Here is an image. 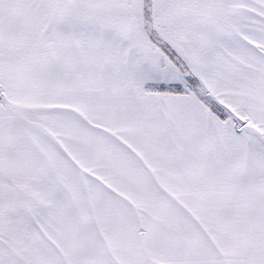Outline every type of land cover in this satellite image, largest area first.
<instances>
[{"label":"snow or ice","instance_id":"6c2138e0","mask_svg":"<svg viewBox=\"0 0 264 264\" xmlns=\"http://www.w3.org/2000/svg\"><path fill=\"white\" fill-rule=\"evenodd\" d=\"M0 264H264V0H0Z\"/></svg>","mask_w":264,"mask_h":264}]
</instances>
